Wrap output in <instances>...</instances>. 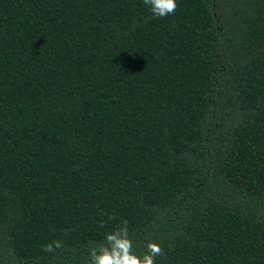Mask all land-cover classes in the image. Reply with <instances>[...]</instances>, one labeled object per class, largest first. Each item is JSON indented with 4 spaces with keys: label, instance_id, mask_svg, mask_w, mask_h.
Instances as JSON below:
<instances>
[{
    "label": "trees",
    "instance_id": "1",
    "mask_svg": "<svg viewBox=\"0 0 264 264\" xmlns=\"http://www.w3.org/2000/svg\"><path fill=\"white\" fill-rule=\"evenodd\" d=\"M176 3L0 0V264H264V0Z\"/></svg>",
    "mask_w": 264,
    "mask_h": 264
},
{
    "label": "clouds",
    "instance_id": "2",
    "mask_svg": "<svg viewBox=\"0 0 264 264\" xmlns=\"http://www.w3.org/2000/svg\"><path fill=\"white\" fill-rule=\"evenodd\" d=\"M149 6L153 19L172 15L177 9L176 0H143ZM109 219H115L110 216ZM99 227H104L101 222ZM61 241L56 240L42 245L45 253H54L56 249L63 248ZM165 257L166 254L160 244L148 240L144 251L139 255L134 250V242L128 231V222L122 221L114 230L104 234L102 243L88 242V255L85 264H156V257Z\"/></svg>",
    "mask_w": 264,
    "mask_h": 264
}]
</instances>
